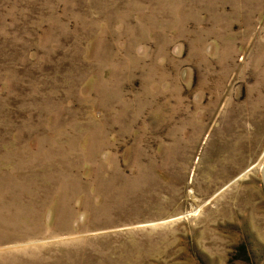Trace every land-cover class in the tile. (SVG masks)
Segmentation results:
<instances>
[{"label":"rangeland","instance_id":"obj_1","mask_svg":"<svg viewBox=\"0 0 264 264\" xmlns=\"http://www.w3.org/2000/svg\"><path fill=\"white\" fill-rule=\"evenodd\" d=\"M0 264H264V0H0Z\"/></svg>","mask_w":264,"mask_h":264}]
</instances>
